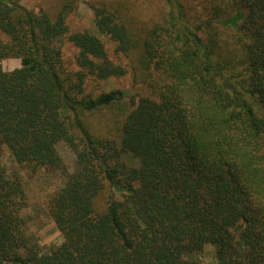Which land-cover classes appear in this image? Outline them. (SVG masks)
Segmentation results:
<instances>
[{"label": "trees", "instance_id": "1", "mask_svg": "<svg viewBox=\"0 0 264 264\" xmlns=\"http://www.w3.org/2000/svg\"><path fill=\"white\" fill-rule=\"evenodd\" d=\"M81 2L129 68L71 31ZM159 2L65 0L52 18L0 0V61H21L0 65V264H204L207 247L216 264H264V0ZM128 73L147 93L119 140L101 139L86 114L124 93L97 85ZM20 169L63 172L48 202L63 243L48 253L28 235Z\"/></svg>", "mask_w": 264, "mask_h": 264}, {"label": "rangeland", "instance_id": "2", "mask_svg": "<svg viewBox=\"0 0 264 264\" xmlns=\"http://www.w3.org/2000/svg\"><path fill=\"white\" fill-rule=\"evenodd\" d=\"M30 10L42 8L48 12L52 18H55L63 6L65 0H13ZM84 1V0H83ZM87 1V0H85ZM92 1V0H88ZM153 3V4H152ZM138 0L140 6L148 5L159 8L161 2L159 0ZM94 15L85 2L78 4V10L69 18V27L71 31L88 30L99 36L107 47L109 57L118 64H123L128 68L130 64L127 60L120 59L115 54V44L107 37L100 35L94 26ZM77 51L69 43L64 46L65 63L70 70H76L75 57ZM0 65L4 71L11 72L21 67V61L18 59L1 60ZM98 92H109L120 90L124 93V98L114 108L103 109L94 113L86 114V120L92 133L101 139L119 140L123 123L128 114L133 109L132 99L137 96L146 95L143 88H134L131 73L120 79H110L97 85ZM60 155L64 162V168L72 170L75 165V155L67 146H60ZM125 162H131V158L124 157ZM5 165L12 169L19 166L12 159L10 153L6 151L4 157ZM23 181L27 190L28 206L23 214L27 221V232L34 242L40 245L43 252L48 253L53 248L63 243V236L57 229L55 223L48 213V202L54 195L55 191L63 186L65 178L62 170L39 171L33 173L29 169H20ZM107 192L97 200L98 207L103 209L106 207ZM204 264H216L215 252L212 247H207L200 257Z\"/></svg>", "mask_w": 264, "mask_h": 264}]
</instances>
